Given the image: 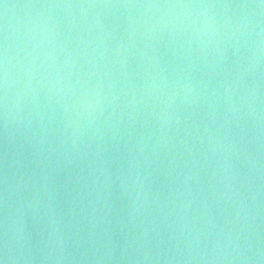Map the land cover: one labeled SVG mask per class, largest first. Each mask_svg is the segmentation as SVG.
I'll return each mask as SVG.
<instances>
[{"label": "water", "instance_id": "water-1", "mask_svg": "<svg viewBox=\"0 0 264 264\" xmlns=\"http://www.w3.org/2000/svg\"><path fill=\"white\" fill-rule=\"evenodd\" d=\"M4 264H264V0H0Z\"/></svg>", "mask_w": 264, "mask_h": 264}, {"label": "clouds", "instance_id": "clouds-1", "mask_svg": "<svg viewBox=\"0 0 264 264\" xmlns=\"http://www.w3.org/2000/svg\"><path fill=\"white\" fill-rule=\"evenodd\" d=\"M0 264H4V262L2 260H0Z\"/></svg>", "mask_w": 264, "mask_h": 264}]
</instances>
